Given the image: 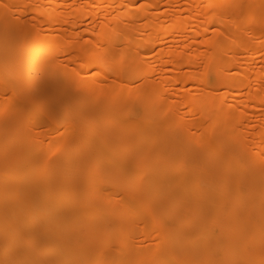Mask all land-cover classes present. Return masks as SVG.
Returning <instances> with one entry per match:
<instances>
[{
    "label": "bare ground",
    "instance_id": "obj_1",
    "mask_svg": "<svg viewBox=\"0 0 264 264\" xmlns=\"http://www.w3.org/2000/svg\"><path fill=\"white\" fill-rule=\"evenodd\" d=\"M172 1L176 0H167ZM253 1L256 8L264 9V0ZM162 2L0 0V31L1 28L5 31V44L13 47L23 43L30 59L43 62L41 66H28L31 75L52 73L61 82L55 83L59 86L65 79L82 74L76 66L82 62L92 72L89 88L96 93L92 101L104 102V93L96 90L95 78L121 87L113 98L131 97L128 112L138 121L127 120L123 109L109 101L104 103L105 112L100 113H121L119 136L141 141L151 136V131L142 128V124L158 123L166 128L173 119L178 122L167 143L174 161L161 162L167 170L152 169L158 163L147 156L149 144L141 147L145 159L138 160L130 170L123 168L122 160H112L116 167L113 165L110 173L116 181L106 185L112 147L98 153L89 147L88 151H81L75 163L52 173L46 163L37 168L32 163L38 141H32L30 146L12 145L13 139L26 137V132L23 127L6 129V121L1 120L0 264H102L103 257L108 264H238L237 254L243 249L256 251L249 259L250 264H264V164H258L264 159V129L257 132L250 153L245 152L247 134L237 130L233 137H228L227 133L238 125H248L247 111L264 104V66L258 70L243 67L236 55L246 45L247 36H251L249 58L258 54L264 61V41L254 39L264 37V17L259 21L258 16H251L246 22L241 17L248 7L235 0H188L191 7L173 15L170 24L164 25L159 15L154 14ZM232 4L236 6L228 8ZM29 13L42 16L46 28L55 33H40L27 21ZM84 18L91 21L85 23ZM93 29L97 30L95 38L90 36ZM177 32L182 35L172 49H166L163 37ZM193 35L207 38L189 41ZM99 42L97 51L93 46L96 48ZM37 46H41L38 51ZM229 49L233 52L230 57L225 53ZM61 55L67 58V65L62 64ZM125 55L127 64L121 72H115L117 61ZM8 57V54L0 56V94L18 90L20 99L2 100L0 114L5 107L21 106L26 110V124L39 116L40 108L51 107V96L46 91L27 94L19 89L14 80L27 70V56L15 61V70L7 67ZM150 57L161 60L164 82L181 85L179 90L187 85L197 89L198 96L185 92L189 99L187 113L215 121L214 129H203L202 134L183 132L185 121L175 113L177 103L173 105L163 96L152 99L146 94L148 87L130 91L132 78L149 80L154 67L148 61ZM151 89L157 91L158 87ZM66 100L61 94L55 102L63 104ZM171 104L172 111L167 110ZM197 121L190 124L194 129L199 125ZM48 122L54 123L52 115ZM86 128L98 129L95 122ZM212 133H216L215 141L210 139ZM215 150L222 153L216 154ZM41 154L46 152L38 150L37 156ZM223 157L228 162L218 166L217 171L228 176L225 182L218 183L212 175L215 170L205 171L203 167L213 166L223 161ZM242 161L246 166L238 174L237 164ZM79 172L82 177L76 180L74 175ZM177 173L183 176L179 182L174 177ZM139 175L142 176L137 179ZM118 186L125 194L116 192ZM15 188L17 197L12 201L4 199L3 194ZM158 194L168 195L169 201H163ZM115 204L119 207H114ZM183 207L182 215L171 222L166 220L170 212ZM102 208L120 215L114 227L122 232L117 251L109 250L113 249L112 243L105 237L99 240L101 247L97 249L84 239L81 223L90 221L98 225ZM233 209L237 213H231ZM145 216L148 218L143 223L152 226V230L140 229L139 223ZM28 224L30 243L27 239L25 247H20L23 242L20 232ZM90 237L88 234L87 238ZM149 238L154 240L146 245ZM124 249L129 252L124 254Z\"/></svg>",
    "mask_w": 264,
    "mask_h": 264
},
{
    "label": "rangeland",
    "instance_id": "obj_2",
    "mask_svg": "<svg viewBox=\"0 0 264 264\" xmlns=\"http://www.w3.org/2000/svg\"><path fill=\"white\" fill-rule=\"evenodd\" d=\"M45 1H51V0H45ZM230 1V0H229ZM238 3H243L248 7V11L245 14V16L241 17L243 20H246V22L249 20L251 16H258L259 21H261L264 17V9H258L254 5L253 0H235ZM141 3V2H140ZM48 5V3H47ZM49 5H52V3H49ZM192 3L188 2V0H176L172 1L171 3H168L167 0H163L162 6L158 10H154V14L159 15L164 25L170 24V22L173 19V15H177L180 11H184L185 9H189L191 7ZM236 5H229L228 8H232ZM258 10V11H257ZM27 21L31 25H34L40 33L42 34H48V33H55L54 30H49L46 27V24L42 21V16H36L32 13H29V16L26 17ZM91 19L84 18V22L88 23ZM92 23L89 24V27H92ZM3 27V26H2ZM46 28V29H45ZM259 27H257V30ZM245 30V29H243ZM94 33L90 35L92 38H95L97 36V30H92ZM4 29L1 28L0 31V56L2 54H8V61L6 62L8 68H12L13 70L16 69V60L23 59L27 56V70L23 71L21 74H18L17 78H15V82L19 83L20 87L19 89H24L27 91V94L29 91H33L35 94H41L43 91H46L51 96L52 105L50 108H40L39 116L31 120L29 123H24L25 116H26V110L22 109L21 106H16L8 108L5 107L2 111L3 114H0V121H6V129H12V128H21L26 132V137H20L18 139H13L11 141V144H28L30 146L32 141H38L37 147L35 148V154L31 157L32 163L34 164V167L41 166L43 163H46L47 166L51 169V172L54 173L57 171L62 170V167L65 165H71L72 163H75L79 157V154L83 150H87L90 147L93 151V153L103 152L105 151L108 146L112 147L113 150L111 155L112 159L110 160V164L107 166L108 172H107V179L105 181L106 185L114 184L116 179L115 177L110 173V170H112V166L115 165V162L112 161L114 159L122 160L123 161V168L127 171L133 168V166L137 163L138 160H143L142 154H141V147L148 146L151 144L150 147L146 148L147 156L152 158V160H155L158 164L152 165L153 170H167L168 167L161 164V162H164L166 160V164H171L174 161V156L172 154V149L168 147L169 138L171 137V134H173V130L178 127L177 119H173V121L170 123L171 126H168L166 128H162L159 126L158 123H151L149 125L142 124V128H147L151 131V136L147 139H142L141 141H136L133 139H130L129 137H121L118 135V132L120 130V127L118 125V116L121 113L113 112L110 114H100L101 112H105V102L109 101L111 104L121 107L123 109L122 114L125 115L127 120L135 122V117L131 116L128 112L130 107H132V99L130 96H127L124 99H116L115 94L118 92H121V87L119 85L112 86L111 82L95 78V84H97L96 90H101L104 94L102 95L101 101H92V96L96 94L93 91V88H89V82L91 80L92 72L87 71L83 67V63L79 62L76 66L79 68V70L82 71V74L73 79V78H67L64 80V84H60L59 86H55L56 84H59L61 82H57L58 78L54 77L51 74L48 75H31L30 74V68L28 66H34L39 65L41 66L43 64L42 60H32L30 59V55L26 54V46L25 44H17L13 47H10V45H6L3 41L6 39ZM1 35H4L2 37ZM181 33H174V34H167L163 37L164 47L166 49H172L173 45L176 43V40L180 38ZM3 38V39H1ZM207 38L206 35H193L189 38V41L197 40V41H204ZM255 40L262 42L264 41V37H255ZM252 37L247 36L246 45L244 48L242 47L239 52L236 53L238 56L239 64L243 67H248L251 70H258L261 66H264V61H261V58H259V55L256 54L254 58H249V51L252 47ZM101 43L97 44L96 48L93 46L94 49L97 51L100 48ZM41 46H37L36 50H40ZM2 50L4 51L2 53ZM15 53L17 56L15 57ZM226 56L230 57L232 52V49L225 50ZM26 54V55H24ZM16 58V59H15ZM60 60H62V64L67 65V58L64 55H61L59 57ZM2 60V59H1ZM16 61V62H15ZM149 62H152L153 71L151 73V76L148 81L143 82L140 78H132V87L130 88V91H134V89H146L148 87L147 95L153 98H159L160 96L168 97L169 103H177V106L175 104V113L184 120L185 128L183 126V132H187L188 134H192L193 132L197 131L198 134H202V130L206 128H212L214 129L216 127V123L209 121L205 117H200L196 115H192L190 113H187L188 110V102L189 99L187 98L186 91L198 96L199 92L197 89H195L191 85H187V87H184L183 89L179 90L178 88H181V85L176 84H168L163 81L162 78V71L160 70L159 63L161 64V60L159 59H153L152 57L148 58ZM128 62V55H125L122 57L119 61H117L116 68H114L115 72H121V70L125 67V65ZM2 63V62H0ZM169 68V66H166ZM166 68V69H167ZM171 68V67H170ZM157 86V91H154L151 89V86ZM255 87H257V84H255ZM18 89V88H17ZM10 90H6L5 93L0 94V102L2 100L6 102H18L20 99L18 90H14L13 92H9ZM64 94L65 98L67 99L65 103L58 104L55 102V99L58 98V95ZM158 106V104H157ZM171 105H169L166 109L172 111ZM174 111V109H173ZM249 116V122L248 125H238L236 128L227 130L228 137H233L235 132L237 130L242 131V133L247 134L245 135L247 138L244 139V143L246 145L245 152L250 153L252 152L251 149L254 147V140H256V134L261 129H264V104H259L255 109L252 108L247 111ZM49 115H52L54 119V123H49ZM99 116H104L101 119H97ZM176 117V116H175ZM198 119V127L197 129H194V126L190 125L193 121ZM135 120V121H134ZM90 122H95L96 127L98 128L96 131H88L86 128L87 124ZM141 123V121H139ZM147 129H144V131H147ZM9 130V131H10ZM24 135V136H25ZM1 136V133H0ZM141 136H144L143 133H141ZM211 140H216V133L210 135ZM100 143L96 147V143ZM39 151H45V154H41L37 156ZM239 151V148L237 149ZM171 151V152H169ZM91 152V151H89ZM216 154H221L222 150H215ZM2 154H0L1 158ZM227 158L223 157V161H217V163L213 166H204L203 170L205 171H214L212 175L214 176L215 180L218 183L225 182L227 179L228 174H220L218 172V166H220L223 163H227ZM71 163V164H70ZM258 164L262 165L264 164V159L259 161ZM246 166L245 161L239 162L237 164V170L236 173H239V169L244 168ZM37 168V167H36ZM234 172V173H235ZM76 180H79L82 177V173H76L75 175ZM142 175H139L137 179H139ZM174 177L176 180L181 181L183 176L181 174H175ZM178 181V182H179ZM18 188H15L13 191H8L5 194H3L4 199L6 200H14L17 197ZM116 192L120 195L125 194L124 189L120 188L118 186ZM159 195V194H158ZM159 197L163 201H169L168 195H159ZM104 199V198H103ZM102 199V200H103ZM99 201V200H97ZM114 207L118 208L119 204L113 205ZM113 207V208H114ZM185 212V208H180L179 210H176L175 212H170L172 214H169V217L166 218L167 221L171 222L172 220H175L177 217L182 215ZM231 213H237V209L231 210ZM100 219L99 224L96 225L93 222L86 221L81 223V225L84 227V239L87 241V243L92 247L97 249L98 247H101L99 240L102 237H105L111 241V248L109 249L111 252L113 250L117 251L118 249L116 246L119 245L118 241L119 238L122 235L121 230H116L114 227L117 225V223L120 221V215L117 213H113L108 208H102V210L99 212ZM171 215V216H170ZM148 216H145L143 221L139 223V227L142 230H152V226H147L144 222L145 219H147ZM229 224L232 223V221H228ZM71 224H76L75 222H71ZM29 225L27 226L26 230H22L20 232V235L22 236L23 242H21L20 247H25L26 243L25 241L29 239L28 237V231ZM90 234V239L87 238V235ZM97 238V239H95ZM153 238H149L145 241L146 245H151L153 242ZM28 244L30 243V239L27 241ZM124 254H127L129 250L124 249L122 250ZM256 251L254 249H243L238 252L237 257L240 259L238 264H250L252 261H249L250 258L255 256ZM263 255V254H262ZM264 256V255H263ZM105 257H103V260L100 262L102 264H108V262L105 261ZM254 261V260H253Z\"/></svg>",
    "mask_w": 264,
    "mask_h": 264
}]
</instances>
